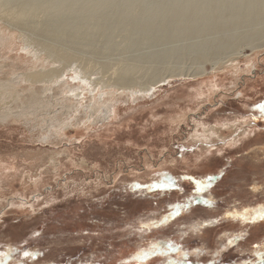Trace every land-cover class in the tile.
<instances>
[{
	"label": "rangeland",
	"instance_id": "374dc122",
	"mask_svg": "<svg viewBox=\"0 0 264 264\" xmlns=\"http://www.w3.org/2000/svg\"><path fill=\"white\" fill-rule=\"evenodd\" d=\"M23 1L25 0H15L16 4H20ZM30 1L46 4L54 3V1L56 2L58 0ZM59 1L60 3L61 1L64 3L66 0ZM67 1H72L71 3L78 1L77 4L85 2V6L88 1V5L91 2L92 4L90 3V5H94V7L97 3H101L100 5H102L104 1H108L109 3H106L109 5L111 3L112 6L119 4L121 8L122 6L126 7L120 10L119 7H113L117 9L116 11L119 10L117 15L120 17L124 14V9L128 10V7H130L131 10H129L128 13L131 12L132 14H126V11L125 14L129 17L123 16L127 18L128 22L131 16H135V19L132 18L133 21H138L136 22L137 24L134 23V26H139V23H142H140V25H142L140 27L141 30L144 29V31L142 30L141 32L140 27H134L132 22L128 23L124 17L128 25L132 24L130 25L131 27L129 26V29L132 28L130 32L132 35H129L135 36V39L131 36H128L129 38L126 39H133L135 41L138 39L137 41L140 40V42L147 41L145 45L148 46L139 43L141 44L140 48H142L138 49V42L132 41L130 44L131 40H127V42L125 39L124 42H122L123 39L121 38H125L127 35L124 32L123 35L121 34L122 36L118 35L120 34L118 31L117 35L115 34L116 32L112 33V31H115L113 26L115 27V24H119L123 16L119 18L116 15V11V13L113 12L115 16H111L112 18L109 17L111 14H105L109 17L107 21L113 23L111 24L113 25L112 27L106 26L110 27L108 30L112 29L110 33L116 35L117 38L121 36L119 39L115 38L117 39L115 40V45L117 43L122 45L120 46L117 44V49L116 46L111 47L114 43L111 45L109 43L114 41H112V38L110 40V33L108 36H105L106 34L103 33L104 35L101 34L103 39H101L104 40L106 39L105 37L108 38L110 35L108 39L111 41L107 43V39V41L105 40V44L101 43L104 41H101V44L99 41H95L100 45L104 44L103 47L100 46L101 50L105 48L103 49L104 51L102 50L103 55L101 54L102 52H97L99 44L98 46L96 44L94 48H97L96 54H94L93 47L90 46L92 47L93 53H90L91 57L87 53L88 55L86 56L89 57H85V60L93 58V61L99 65V73L105 74V76L107 75L106 77L112 74L108 73L110 71L112 72V70H109V67H106L107 65H119L121 62L125 63L126 59L127 62H130V60L131 62L134 60L135 62H139L140 60L143 62L144 59H147V64H145V61L144 63H140L151 69V72H149L143 80L140 79L136 81L139 83L146 81L148 75L152 76L153 70L158 71L160 69L162 71V69L165 68L167 70L164 69L163 71L169 74L170 72L182 69L183 71H190V69L194 70V68L198 69L201 67L198 62L202 61V58L196 56L201 51V47L204 49H202V57L205 62L208 61L204 59L206 56L212 54V51L216 54L218 49L220 50L219 47L223 46H226L225 52H227V54L225 53L226 55L222 58L227 59L228 57H232V51L236 52L238 49V47L236 49L231 47L234 46L233 44L236 42L238 43V41L241 46H239V48L244 50L243 52L247 57H240L235 62L238 67L237 70L240 72L233 69L231 70V68H229L230 63L224 66L221 65L212 71L210 68L211 62H206L204 71H206L207 74L202 77L190 80L179 77L172 80L170 79L167 80L166 84L163 83L162 86L153 93H149L147 95L148 97H141L140 100L121 99L120 101H115L111 104L113 105L112 111L105 112L103 114L104 116L102 115L101 118L96 120L97 122H94L92 119L90 120L92 116L89 110L90 106L88 102L84 103L81 110L83 113L85 112L88 119L84 118L85 116L81 118L80 115H77L79 116V121L77 120V122H74L76 125L71 124V126L67 124L68 127L65 125L66 128L64 126L61 132L63 136L59 134L61 137L58 136L56 139L49 138V142L41 139L43 134H39L40 132L38 130L35 131L33 128H29V126L23 125V123H11L9 124L10 126L4 125L5 127L1 125L0 252H6L9 247L19 248L20 253L17 254V258L22 261V264H124L126 261L133 260L135 255L142 248L149 247L152 242L156 240L172 239L176 243L183 244L189 249L194 247L204 249L199 260L195 256L190 257L193 264H210L211 261H218V264H243L244 260H255L254 253L256 249L253 246L257 244L264 245V221H257L254 223L245 222L226 214L229 212L242 211L244 207H258L264 205V120L252 119L253 116L259 115L257 105L264 104V48L261 50H254L256 47L253 49L252 44L247 42L248 39L243 40V38H247V36H245L246 34L248 38H250L249 36L264 31V20H262L264 18L260 16L264 13L260 11V9L264 10V0H255V2L254 0H240L241 3L239 0H212L216 1V3H218L217 1H220V3L223 2L220 6L215 2L216 6L213 2V4H211V0L210 2H206L209 0H201L202 2L200 0H190L191 2L189 0V2L178 0L179 3L176 2L177 0H138L139 2L133 0L134 5H132V0H93L95 4L92 0ZM121 1L124 3L122 4ZM204 2L212 6L214 5L213 8L218 5L220 9L218 7L216 9L220 14L218 15L217 10L216 14L214 12L215 9H208L207 4V8L205 9V5L202 6ZM245 2L247 4H244ZM259 2H261L262 5L260 4L259 6ZM82 3L79 6H82ZM106 3L103 4L104 9ZM186 3H189V5L185 6ZM192 3L195 4L193 5ZM201 3L202 7H200ZM229 3L237 8L231 5L232 8ZM253 3L255 5H253ZM74 4L77 5L76 3ZM129 4L132 7L129 6ZM173 4L176 6L179 5L180 8L183 7V9L188 6L192 9H194L193 7H198L197 10L200 8L199 11L204 7L203 10L207 11L208 9L214 12L209 14L211 17L216 14V17L221 15L222 19H217L216 17L211 19L208 15L205 19L209 20H205L204 23V21H200L202 18L197 15L201 19L196 18L200 25V27L196 29L200 31L199 28H202L201 30L203 31V27L206 26L207 28H205L206 32L194 31V27L198 24L196 20L191 21L192 24L193 22L196 24H194V26L187 25L191 23H187L185 26L181 23L182 21L180 23L178 22V16L176 17V15H179L178 10L180 8L178 9V7L175 6L177 8L176 13L175 7L171 6L175 11V13H171L172 15L174 14L177 19L171 18L172 15H170V11H172V9L169 5ZM196 4L198 5L197 7ZM239 4H242V7H240ZM100 5H97L98 8H102ZM136 5L139 8L141 6L140 9L137 7L138 11L135 10ZM210 5L209 7H211ZM222 5L225 9L227 7L226 5H229L230 8L234 10L232 16H230V12L233 11L230 10V8L229 11L227 8L225 12ZM256 5H258L257 8L260 7L259 10L256 9ZM243 6L245 8H243ZM247 6H250L252 9L250 10V7L248 8ZM133 7H135V9ZM168 7L170 16L167 15L166 12V15L162 13L165 9H168ZM189 8H187V10ZM108 9L105 11L107 12ZM149 9L151 11L153 9L152 13L156 10V15H158L157 11L162 10L160 11L162 15L159 16H162V18L160 17L161 19H164L163 16H165L167 20V22L164 20L165 25L163 27V20L157 21L159 16H155V13L153 15L157 18H155L156 20L153 19V15ZM235 9H242V11H240L242 14L245 10V13H249L250 15L248 14L247 16V14L244 13L242 16L247 17L241 18V13ZM254 9L257 10V14L262 12L258 14L260 17L256 14L258 19H256L257 16L254 15L256 13ZM122 10L124 11L120 12ZM227 10L229 15L225 14ZM105 11L102 9V12ZM134 12H136L135 14L140 20L137 19L138 17H136V15H133ZM221 12L223 14H221ZM238 12L240 13V17L238 16L237 18L235 13L238 14ZM110 13H112V11ZM120 13L122 15H120ZM102 14L100 16L103 20L105 15L102 16ZM233 14L236 18H233ZM223 15H226L229 19ZM249 16L250 19L253 20L252 22H250V19L247 20ZM253 16H255L254 19ZM67 17L69 16H66V18ZM113 17H117L119 21L117 22V19L114 21ZM149 17L154 22H152ZM166 17H170V19ZM186 17L187 16H185V18ZM230 18H232V20ZM44 19L45 18H43L41 22H45ZM124 19H122L123 23L125 22ZM233 19L245 20H242L241 25H238L240 24V20L239 22L235 20L237 24ZM146 20H149V24L146 23ZM169 20L173 22L178 20L177 22L182 26L184 25L183 28L186 27L185 29L187 31V26L189 28L191 26L190 29L192 30H190V33L194 31L193 33H196L194 37H196L197 40H194V37H191L193 40L190 39V37H188L189 35L186 37V40L184 37L189 32L187 33L186 30L181 32L183 29H181L182 26H178V24H176L177 22L172 23L170 21V24H172L169 26L173 28V25H176L178 29L180 28V30L175 29L176 26L173 28L176 33L174 30L173 32L175 35L178 34V36L176 35L175 37L174 35L175 38H173V36L171 38V34L173 35L171 31L172 28L169 30L167 26ZM130 21H132L131 18ZM185 21L187 22L188 20ZM207 21L213 24L214 27L216 22H222V25L218 23L217 25L219 27L224 26L226 29L223 31L224 28L221 27L223 30L218 34V30L213 32V29H219V27L216 26L214 28L212 25V30L209 29L210 34H208L207 29L211 24ZM245 21H247V23ZM46 22H48V20ZM109 22L108 25L110 24ZM158 22L162 27L161 30L158 29L160 27ZM224 22H226V24H223ZM242 22H244L243 27ZM45 23L43 25H45ZM123 23H120L123 26H117L122 29L125 24ZM151 23L155 24V26ZM202 23H204L205 26ZM230 23L232 25H230ZM229 25L232 27H236L237 25V29L239 28L238 32H236L237 29L234 27L232 28L233 30L230 31L231 27ZM1 26L9 33L8 27L2 24ZM144 26L147 31H145V28H142ZM228 26L229 28H227ZM47 27L50 26L47 24ZM129 29H126L128 33ZM137 29H139V31ZM108 30L107 32H109ZM134 30L135 35H133ZM136 30L144 35L143 38H140L142 35L136 33ZM176 30H178L179 33ZM160 31L162 32L159 33ZM125 32L127 33V31ZM143 32L146 34H143ZM242 32H245L244 37L241 36L243 35ZM202 33L205 34V36L207 33L209 38L204 35L202 38L200 36ZM163 34L166 35L165 38L160 36ZM36 35L33 36L34 39L42 37L40 36L41 34L38 36L37 33ZM114 35H112L113 38L115 37ZM169 35L170 37H168ZM193 35L195 34H190V36ZM145 36L146 38L148 36L149 39L146 40ZM180 37H182V39ZM16 38H18V35H16ZM39 38L37 39L38 41L41 40V38ZM159 38L161 39L159 40ZM166 38H170L172 41L175 39V44L170 39ZM176 38L181 40V45H179L178 39L177 42L179 44L176 42ZM142 39L145 40L143 41ZM201 39H204L205 42ZM191 40L192 42H190ZM223 40H227L228 42ZM163 41H166V43H162ZM196 41L203 43L199 44ZM230 41L234 43H229ZM245 41L246 44L243 46ZM133 42L135 44H133ZM153 42L154 44H152ZM223 42H227L228 45H224ZM62 43L63 42H61V44ZM91 43L93 44L94 42ZM123 43H126L125 46ZM176 43L180 47L186 48L184 52L182 50L183 48H179ZM195 43L199 45H195ZM241 43H243V45ZM17 44V52L15 54L10 53L9 56L11 58L16 57L18 54L25 56V52L23 51L24 46L19 43ZM65 44L67 43L65 42ZM65 44L63 43L62 46L72 49L73 47L77 48V54L80 56L81 53H83L81 52L82 50H85L84 53L87 51L84 47H88V52H90L91 50L88 45H92L89 43L86 44L87 46L84 44V47H82L83 44L82 46L74 45L72 47L70 44ZM128 44L129 48L127 47ZM158 44L160 47H158ZM214 44L215 49L212 48ZM105 45H109L110 47H104ZM176 46L182 51H179ZM193 46H196L197 49L196 47L193 48ZM79 47L83 49L81 50ZM75 48L73 50H75ZM108 48L110 50H108ZM78 49L81 50V53L78 52ZM101 50L98 49V51ZM124 50L125 54H127L125 56L123 55L124 53L121 54ZM196 50H198V52H195ZM169 52L171 54H169ZM159 54L161 57L162 55L164 58L167 57L168 60L162 58L163 62L160 63L161 58L159 61L158 58L157 60L154 59L155 55L158 57L157 55ZM176 54H178L179 57L178 55L176 56ZM83 55L85 56V54H82V56ZM171 55L174 58H172ZM97 56H99L98 58L103 57L105 59H103L102 62H100L102 60L101 58L99 59L100 61H97ZM197 58H199L200 61H197ZM107 60L109 63L107 62L106 64ZM169 61L170 63H168ZM114 62H116V64ZM105 64L106 66H104ZM153 64L156 65L153 67ZM162 64L164 66H162ZM148 65L152 67L150 68ZM139 78H141L139 75L135 77L136 80ZM215 83L219 84L217 85ZM150 95L152 98L149 97ZM53 99V103L56 104V97ZM12 106L13 110L20 111V109L15 107V104ZM58 108V106L55 107L57 110ZM87 109L89 112H87ZM111 112L113 113L111 114ZM37 114L40 115L43 113H36V115ZM105 115L107 117H105ZM89 120L91 122H89ZM225 124H227V126ZM229 126L234 127L228 128ZM214 127H220L222 131L215 135L210 131ZM225 128L228 131H225ZM206 131L209 134H206ZM38 135L40 136L38 137ZM39 138L42 142L40 140V142L37 141ZM53 161L56 162L57 166L54 167ZM164 174L171 176L177 181L175 189L150 190L146 187L158 182ZM209 175L216 177L212 186L206 189L203 194V199L210 201V205H205L202 202L198 203L193 205L190 209L182 211V213L178 217H174L168 225L142 229L143 225L152 224L154 221L162 219L164 215L168 214V210L172 205L177 203L182 204L193 195L195 185L193 180L189 178L195 177L202 180ZM133 184H139L145 187L134 189L132 187ZM194 225L201 226L199 232L192 231ZM234 235H241L242 239L237 240L235 245L230 246L217 257L215 255L217 250L226 244L228 238ZM23 251H32L38 253V255L31 259H25L22 256ZM172 258L174 259L175 256L173 255ZM167 259V257L153 256L149 257L143 264H166ZM134 264H136L135 261Z\"/></svg>",
	"mask_w": 264,
	"mask_h": 264
},
{
	"label": "bare ground",
	"instance_id": "6f19581e",
	"mask_svg": "<svg viewBox=\"0 0 264 264\" xmlns=\"http://www.w3.org/2000/svg\"><path fill=\"white\" fill-rule=\"evenodd\" d=\"M67 1V0H66ZM66 1H64V3L61 1V3H60V1L58 0V1H54V3H46V4H41V3H38V2H35V1H30V0H25V1H23V2H21L20 4H16V2H15V0H0V126L1 125H8V126H10L9 124H11V123H23V125L25 124L26 126H29V128H33L35 131H39L40 133L39 134H43V137L41 138L42 140H45V141H50V139H53V138H57L58 136H59V134H61V132L63 131V128H64V126L65 125H67V124H72V125H74L75 123L74 122H77V120L79 119V116H77V115H80L81 116V118H83L84 116V118H87V115H85V112L83 113L82 112V108H83V106H84V103H87L88 102V105L90 106V114L92 115L91 117H90V120L92 119L94 122H97L96 120L97 119H99V118H101V116L105 113V112H110V111H112V108H113V105H111V104H113V102H115V101H120L121 99H132V100H140V98L142 97H145V96H147L149 93H153L155 90H157L158 88H160V86H162V84L163 83H167V80H172V79H174V78H183V79H188V80H190V79H197V78H199V77H202V76H204V75H206L207 74V72L206 71H204V66H206V62H208V63H210L211 62V64H210V68H211V70L212 71H214L215 69H217L219 66H221V65H227V64H229L230 63V66H229V68H231V70L233 69V70H235V71H239V70H237V64L235 63L236 62V60L238 59V58H243V57H247V55L246 54H244V50L242 49V48H239V46H240V43H239V41H238V43L236 42L235 44H233L234 46H231V47H233V48H237L238 47V49L236 50V52H233L232 51V53H233V55H232V57H228L227 59L226 58H222L224 55H226L227 54V52H225L226 51V46L224 47H219L220 48V50L218 49V52L215 54V53H213V51H212V54H210V55H208V56H206L204 59H206V60H208V61H206L205 62V60H203V57H202V55H203V53H202V49H203V47H201V53L199 52V54L196 56L195 54V56L196 57H199V58H202L201 60L202 61H200L199 60V58H197L198 60L197 61H200V62H198L199 64H200V68H198V66H197V68L198 69H195L194 68V70L193 69H190V71H183V69L182 70H178V71H173V72H170L169 74H167L166 72H164L163 70L165 69H162V71L159 69V68H157V69H159L158 71H152V76L150 75H148V77H147V80L146 81H144L143 83H139V82H136V81H139L140 79H144L145 77H146V75L149 73V72H151V69H149V68H147L145 65H143L142 63H144V61L146 62L145 64H147V59H144V61L142 62L141 60L138 62V61H136L135 62V60L133 61V62H131V60H130V62H127V59L125 60V63L124 62H121V63H119V65H117L116 64V62H114L116 65L114 66V64L113 65H110L109 64V66L107 65L106 66V64H107V62H108V60L106 61V64L104 65V66H106V67H109V70L111 69L112 70V72L110 71V72H108V73H112L109 77H106L105 76V74H100L99 73V65L95 62V61H93L94 59L92 58V59H88V60H85L86 58L85 57H91V55H90V53H93V51H94V54H96L95 52H96V49H94L95 48V45L97 44V46H98V44L101 42V41H104V42H101V43H104L105 44V40L107 41V39L110 37V35H111V37H110V40H111V38H112V41H114V42H111L109 39H108V41H107V43H109V42H111V43H109L110 45L111 44H113V45H111V47H113V46H116L117 44L118 45H120L119 43H117L116 45H115V40H117V39H119L122 35H123V32L125 33V34H127L126 36H125V34H124V36H125V38H121V39H123V41L122 42H124V39L127 41L128 39H126V38H129L132 34L130 33L131 32V30H132V28H130L129 29V26L130 25H132L133 24V26H134V23H136L138 20H134L133 21V19L132 18H134L135 19V16L133 17V16H131L130 18H131V20L132 21H130V18H129V22H132V24H127L126 23V20H127V18L129 17V16H127L126 14H132L131 12L130 13H128L129 12V10H131L130 9V7H128L129 9L127 10V9H124L125 10V12L127 11V13L125 14V12H124V14L123 15H125V16H123L121 13H120V15H122L123 16V18L122 19H124V17L126 18V20L124 19V23H123V20L121 21H119V19L117 18V17H113L114 18V21H116V19H117V22L119 21L120 23L122 22L123 24H124V27H122V29L119 27V26H117V25H121V26H123L122 24H115V27L113 26V25H111V24H113V23H110L109 21H107V18H108V20H109V17H111V16H113L116 12V15L119 13V10L120 9H123V8H126V7H123L122 6V8L121 7H119V4H117V5H115L116 6V8H118L119 7V10L118 11H116L117 9H115V8H113V7H115V6H112V4L110 3V5L112 6V8H111V6L109 5V4H107V3H109L108 1H104L105 3H106V7H105V9H104V7H103V4H105L104 2H102V5H100L99 3H97V5H100V7H102V8H98V6L97 5H95V7H94V5L93 6H91L90 5V3H89V5H88V1L86 2V6H85V2H80V3H78L77 4V2H74V3H76L77 5H75L74 3H71V2H68L67 1V3H66ZM83 1V0H82ZM85 1V0H84ZM90 1V0H89ZM96 1V0H95ZM119 1V0H118ZM128 1V0H127ZM133 1V0H132ZM138 1V0H137ZM142 1V0H141ZM180 1V0H179ZM182 2H183V0H181ZM185 1H188V0H185ZM190 1V0H189ZM188 1V2H189ZM193 1V0H192ZM201 1V0H200ZM200 1H199V3H200ZM205 1V0H204ZM227 1V0H226ZM240 1V0H239ZM242 1V0H241ZM241 1H240V3H241ZM257 1V0H256ZM259 1H262V0H259ZM92 2H93V0H92ZM100 2V1H99ZM139 2V1H138ZM175 2V1H174ZM176 2H178V0L176 1ZM175 2V3H176ZM181 2V3H182ZM191 2V1H190ZM195 2H197V1H195ZM202 2V1H201ZM206 2H210V0L209 1H206ZM206 2H204L203 3V5H202V3L200 4V7H202V6H204L205 5V9L207 8V5H208V9L210 8H212L211 10H213V9H215L214 10V12L216 13V8L218 7L219 9H220V5L223 3V2H221L220 3V1H217L218 3H216V1H212L211 0V4H213L214 2L216 3V4H218L217 5V7H215V8H213V6L215 5L216 6V4L214 3V5L212 6V5H210V4H208V3H206ZM213 2V3H212ZM253 2V1H252ZM251 2V3H252ZM254 2H255V0H254ZM81 3H82V6H79V5H81ZM94 3V2H93ZM113 3V2H112ZM120 3V2H119ZM121 3H122V1H121ZM124 3V2H123ZM122 3V4H123ZM137 3V2H136ZM179 3V2H178ZM232 3V2H231ZM237 3V2H236ZM250 3V4H251ZM263 3H264V1H263ZM83 4H84V6H83ZM92 4V3H91ZM95 4V3H94ZM116 4V3H115ZM127 4V3H126ZM139 4V3H138ZM185 4V3H184ZM193 4V3H192ZM191 4V5H192ZM195 4V3H194ZM193 4V5H194ZM207 4V5H206ZM238 4V3H237ZM244 4H247L246 2L244 3ZM249 4V3H248ZM259 4V6H260V4L262 5V3L261 2H259L258 3ZM109 6V9H108V6ZM125 5V4H124ZM132 5H134V1H133V3H132ZM140 5V4H139ZM187 5H189V3H186V5L185 6H187ZM202 5V6H201ZM209 5L211 6V7H209ZM229 5L231 6L232 4H230L229 3ZM229 5H226L225 7H226V9L228 8V10H229V8H230V6ZM240 5V4H239ZM253 5H255L254 3H253ZM97 6V7H96ZM126 6V5H125ZM129 6H131L130 4H129ZM174 6H176V5H169V7L172 9V7ZM184 6V5H183ZM198 5L196 4V7H197ZM229 6V7H228ZM234 8H237V7H235L234 5H232ZM231 6V7H232ZM236 6H238V5H236ZM245 6V5H244ZM243 6V8H245ZM250 6H252V5H250ZM249 6V7H250ZM257 6L258 5H256L255 7H256V9L257 10H259L260 9V7H258L257 8ZM263 6H264V4H263ZM132 7V6H131ZM135 7H136V9H135ZM135 7H133L135 10H137V5L135 6ZM146 7V6H145ZM169 7H168V9H165L162 13H167V15H169ZM176 7H178V9L180 8L179 7V5H177ZM175 7V11H176V13H177V8ZM232 7V8H233ZM240 7H242V4L240 5ZM239 7V8H240ZM248 7V6H247ZM248 7V8H249ZM254 7V6H253ZM132 8V9H133ZM139 8V7H138ZM140 8H141V6H140ZM139 8V9H140ZM148 8V7H147ZM155 8V7H154ZM153 8V9H154ZM187 8H189V6L187 7ZM187 8L185 7L184 9H183V7L182 8H180L179 10H178V12H179V15H176V17L178 16V20H175V22H173V21H171V20H169V24L167 25L169 28V30H170V28H172V26H169V25H171L172 23H176L177 21L180 23L181 21V23L182 24H187V23H191V21H194V20H196L197 21V23L199 22L197 19H201L202 18V20H200L201 22L202 21H204V23H205V20H209V19H205V17L207 18L208 17V15L209 14H211V12L212 13H214L213 11H210V10H208L207 9V11L206 10H203V8H201L202 10L201 11H199V9L197 10V8H195V7H193L194 9H192L191 7V9L189 8L188 10H187ZM222 8H223V5H222ZM232 8H230V10H232ZM242 8V9H243ZM263 8V7H262ZM99 9V10H98ZM100 9H101V12H102V9H103V11H105V10H107L108 9V11L106 12H100ZM111 9H114V10H111ZM151 9V8H150ZM149 9V11L151 12V14L153 15L154 13V15L155 16H159V15H162V13H160V11H162V10H160V11H157L158 12V15H156V10L154 11V13H152L153 12V9H152V11ZM162 9V8H161ZM225 8H223V10H224ZM226 9L224 10L225 12H226ZM242 9L241 10H238V9H235V10H238L239 12L240 11H242ZM252 8L250 7V10H251ZM109 10H110V12L112 11V13H110L109 12ZM124 10H122V11H120V12H123ZM157 10H158V8H157ZM167 10V11H166ZM197 10V11H196ZM222 10V11H223ZM228 10H227V13H225L226 15H229L228 14ZM229 10V11H230ZM249 10V9H248ZM249 10V11H250ZM257 10H255L254 9V11L256 12L254 15L255 16H257L258 14H260V13H262V12H264V10H262V9H260V11H262V12H260V13H258L257 14ZM116 11V12H115ZM138 11V10H137ZM142 11H143V9H142ZM175 11H174V9H172V11H170V15H172V13L171 12H173V13H175ZM233 12H230V16H232V13H234V10H232ZM253 11V10H252ZM113 12H115V13H113ZM199 12V13H198ZM217 12H218V10H217ZM238 12V14L237 13H235V15H237V18H238V16H239V14L241 13H239ZM244 13H245V10L243 11ZM247 12V11H246ZM106 13H108V15L109 14H111V15H109V17H107L106 15ZM136 12H134V14L133 15H136L135 14ZM137 13H139V12H137ZM142 13V12H141ZM145 13V12H144ZM148 13V12H147ZM166 13L164 14V15H166ZM243 13V14H244ZM66 14V15H65ZM102 14V16H104L105 14V17L103 18V20H102V17L100 16ZM217 14V13H216ZM216 14H214V16L213 17H216L215 15ZM220 14V12H218V15ZM221 14H223L222 12H221ZM242 13L240 14L241 16L243 15ZM245 14H247V13H245ZM249 14V13H248ZM248 14H247V16H248ZM251 14H253V13H251ZM257 14V15H256ZM65 15V16H64ZM145 15V14H144ZM143 15V16H144ZM153 15V19H155V18H157V17H155ZM169 15V16H170ZM174 15V14H173ZM172 15V17L171 18H175V19H177L176 17H175V15L173 16ZM200 16V17H198V16ZM225 15V16H226ZM250 15V14H249ZM263 15H264V13H263ZM263 15H260V16H262V18H264V16ZM63 16H64V19H63ZM66 16H69V17H67L66 18ZM115 16V15H114ZM119 18H121L119 15H117ZM141 16V15H140ZM148 16H149V14H148ZM185 16H187L186 18H185ZM224 16V15H223ZM224 16V17H225ZM246 16V17H247ZM255 16H253V19L255 18ZM259 16V15H258ZM258 16H257V18L256 19H258ZM259 16V17H260ZM136 17H138L137 15H136ZM162 18V16H159V19L157 20V21H162L163 20V23L165 22L164 20H166L165 19V16H163V18L164 19H161ZM209 17H211L210 15H209ZM213 17H211V19H214ZM219 17H221V18H219ZM219 17H216L217 19H222V16L220 15ZM227 17V16H226ZM240 17V16H239ZM243 17H245V16H242L241 18H243ZM245 17V18H246ZM43 18H45L44 20H45V22L48 20V22H46L47 24H48V26H50V27H47V24L45 23V22H41V20L43 19ZM47 18V19H46ZM112 18V17H111ZM142 18V17H141ZM151 18H152V16H151ZM151 18L149 17V19L151 20ZM167 19L169 18L170 19V17H166ZM180 18H182V19H180ZM184 18V19H183ZM197 18V19H196ZM204 18V19H203ZM233 18H236V16H234V14H233ZM251 18H252V15H251ZM137 19H139V17L137 18ZM146 19V18H145ZM210 19V20H211ZM217 19H216V21H217ZM226 19V18H225ZM227 19H229L228 17H227ZM231 20H232V18H230ZM248 19H250V16H249V18H247V20ZM106 20V21H105ZM110 20H113V19H110ZM140 20V19H139ZM143 20V19H142ZM156 20V19H155ZM174 20V19H173ZM185 20H188L187 22L185 21ZM224 20V19H223ZM222 20V21H223ZM234 21L235 20H238V19H233ZM240 20V24H238L237 23V21H235V23H237L238 25H241V21L242 20H245V19H239ZM239 20H238V22H239ZM251 20V19H250ZM262 20H264V19H262ZM147 21V20H146ZM145 21V22H146ZM152 22H154L153 20H151ZM150 21V22H151ZM170 21L172 22L171 24H170ZM186 23H185V22ZM215 21V22H216ZM221 21V20H220ZM219 21V22H220ZM226 21V20H225ZM228 21V20H227ZM253 20H251L250 22H252ZM108 22L110 23L109 25H108ZM127 22H128V20H127ZM128 22V23H129ZM149 22V20L146 22V23H148ZM166 22H167V20H166ZM176 23V24H178V26H182L181 24H179V23ZM201 22H200V24H201ZM208 22V21H207ZM206 22V23H207ZM210 22H212V21H210ZM230 22V21H229ZM246 23H247V21H245ZM262 22V21H261ZM45 23V25H43ZM106 23H107V25H106ZM116 23V22H115ZM141 23V22H140ZM140 23H139V26L138 27H140V26H142V25H140ZM144 23V22H143ZM145 23V24H146ZM159 23V22H158ZM157 23V24H158ZM162 23V22H161ZM162 23V27L165 25V23L163 24ZM204 23H202L204 26H205V24ZM209 23V22H208ZM212 23H214V22H212ZM217 23L218 22H216V25H215V27L216 26H218L217 25ZM222 23V22H221ZM221 23H218V24H221ZM235 23L233 22V24L235 25ZM243 23L244 22H242V27H243ZM255 23V22H254ZM1 24L2 25H4L5 27H8L9 28V33H7L3 28H2V26H1ZM127 24V25H126ZM137 24V23H136ZM135 24V25H136ZM142 24V23H141ZM149 24V23H148ZM147 24V25H148ZM152 24V23H151ZM150 24V25H151ZM194 22H193V24L191 23V24H187L188 26L189 25H193L194 26ZM209 24H211V23H209ZM215 24V23H214ZM223 24H226V22H224ZM249 24V23H248ZM126 25V26H125ZM144 25V24H143ZM149 25V26H150ZM152 25H154L155 26V24H152ZM183 25V26H184ZM196 25V24H195ZM198 25V26H197ZM195 27H194V31H196L197 29H198V27H200V25H199V23L197 24ZM208 25V24H207ZM213 24H211L210 25V27L208 26V29H207V31H208V34H210L209 33V29H211V26H212ZM222 25V24H221ZM230 25H232L231 23H230ZM229 25V26H230ZM246 25V24H245ZM250 25V24H249ZM255 25H256V23H255ZM254 25V26H255ZM257 25H258V23H257ZM106 26H110V27H112L113 26V29H115V31H112V33H115L116 35L118 34L117 33V31L120 33V34H118V35H121L119 38H117L116 37V35H114V34H112V33H110L111 32V30H108L110 27H106ZM117 26V27H116ZM132 26V27H133ZM137 26H134V27H136V28H138ZM153 26V27H154ZM157 26V25H156ZM159 28L158 29H162V27H161V25H160V23H159ZM176 26V25H175ZM174 25H173V28L175 27ZM183 26L181 27V29L183 28ZM186 26V25H185ZM187 26V29H188V31L185 29L186 27H184L182 30H181V32L183 31V30H186L187 31V35L184 37L186 40H187V36L188 37H190V39H192L191 37H194V36H196V33H190L191 31L190 30H192V29H190L191 28V26H190V28ZM229 26L227 27V28H229ZM46 27V28H45ZM129 29V33H128V30H126L127 28ZM131 27V26H130ZM152 27V26H151ZM166 27V26H165ZM177 27V26H176ZM175 27V29H178V27L176 28ZM212 27H214V25L212 26ZM214 27V28H215ZM219 27V26H218ZM222 28H224V26H221ZM221 27H219V29H213V32L215 31L216 32V30H218V34H219V32H221V30H223V29H221ZM231 28H230V31H232L233 29V27L232 26H230ZM241 27V26H240ZM259 27V26H258ZM135 28V29H136ZM142 28H145V31H147L146 30V27L144 26V27H142ZM157 28V27H156ZM172 28V33H173V35L171 34V32L169 31V33L171 34V38H172V36H173V38H175L176 37V35L178 36V34H176L175 35V30ZM193 28V27H192ZM197 28V29H196ZM204 29H203V31H205V28H207L206 26L205 27H203ZM234 28H236L237 29V25H236V27H234ZM249 28V27H248ZM46 29V30H45ZM124 29V30H123ZM134 29V28H133ZM154 29H155V27H154ZM153 29V30H154ZM200 29V31L199 30H197L198 32H203L201 29L202 28H199ZM225 29H226V27L224 28V30L223 31H225ZM239 29V28H238ZM238 29H237V31L236 32H238ZM264 29V28H263ZM107 30L109 31V32H107ZM138 31H139V29H137ZM136 30V31H137ZM140 30H141V27H140ZM143 31H144V29H142ZM142 30H141V32H142ZM149 30H150V28H149ZM164 30H165V28H164ZM173 30H174V32H173ZM178 30H180V28L178 29ZM178 30H176V31H178ZM212 30V29H211ZM220 30V31H219ZM229 30V29H228ZM243 30V29H242ZM258 30V29H257ZM125 31H127V33L125 32ZM136 32V33H138V34H140V32ZM151 31V30H150ZM163 31V30H162ZM162 31H160L159 33H161ZM222 31V32H223ZM227 31V30H226ZM256 31V30H255ZM133 32V31H132ZM149 32V31H148ZM147 32V33H148ZM152 32V31H151ZM156 32V31H155ZM180 32V33H181ZM184 32V31H183ZM197 32V33H198ZM206 32V31H205ZM213 32L211 31V33L213 34ZM252 32V31H251ZM38 33V36H39V34H41L40 36H42V37H40L41 38V40L40 41H38L37 39L39 38H37V37H35V38H37V39H34V37L33 36H35L36 34ZM103 33H105L106 35L105 36H108V34L110 33V35H109V37L107 38V37H105L106 39H104V40H102L103 39V36L102 35H104ZM153 33H154V31H153ZM178 33H179V31H178ZM233 33V32H232ZM240 33H241V31H240ZM243 33V35H241V36H243L244 37V33L245 32H242ZM35 34V35H34ZM102 34V35H101ZM129 34H131V35H129ZM137 34V35H138ZM143 34H146L145 32H143ZM149 34V33H148ZM158 34V33H157ZM182 34H184V33H182ZM190 34L192 35V34H195V35H193V36H190ZM201 34V33H200ZM208 34L206 33V36H207V38H209L208 37ZM254 34V33H253ZM16 35H18V38H16ZM112 35H114L115 37L113 38L112 37ZM133 35H135V30H134V32H133ZM140 35H142V34H140ZM155 35V34H154ZM164 35V34H163ZM160 35L161 37H166V35ZM174 35H175V37H174ZM180 35V34H179ZM203 35L205 36V34H203L202 33V35H200L202 38H203ZM214 35V34H213ZM220 35H222V34H220ZM37 36V35H36ZM129 36V37H128ZM139 36V35H138ZM143 36L144 35H142V36H140V38L142 37L143 38ZM159 36V37H160ZM205 36V37H206ZM245 36H247V38L245 37V38H243V40L245 39H248L247 40V42L248 43H251L252 44V46H253V49L254 50H261V49H263L264 48V31L263 32H258V33H256V34H254V35H252V36H249L250 38H248V35L246 34ZM98 37H100V38H98ZM131 37H133V36H131ZM135 37V36H134ZM133 37V38H134ZM168 37H170V35L168 36ZM204 37V38H205ZM224 37V36H223ZM239 37V36H238ZM39 38V39H40ZM102 38V39H101ZM115 38H117V39H115ZM137 38H139V37H137ZM136 38V39H137ZM145 38H146V36H145ZM181 39H182V37H180ZM198 38V37H197ZM211 38V37H210ZM226 38V37H225ZM96 39H98V40H96ZM101 39V40H100ZM120 39V40H121ZM135 39V38H134ZM147 39H149L148 38V36H147V38H146V40ZM154 39V38H153ZM161 38H159V40H160ZM166 39H170V38H166ZM177 39H178V42L180 43L181 42V40L179 39V38H176V42H177ZM185 39H184V41H185ZM194 40H197L196 39V37H194L193 38ZM192 39V40H193ZM131 39H129L128 41H130ZM138 40V39H137ZM135 41V40H131V42H130V44L132 43V41H134V42H138V44L139 43H143L144 45L146 44V42H140V40L139 41ZM143 41L145 40V39H142ZM155 40V39H154ZM158 40V41H159ZM163 40V39H162ZM171 41H172V39H170ZM174 41H175V39H173ZM192 40L190 41V42H192ZM198 40H200V39H198ZM201 40H203L204 41V39H201ZM207 40V39H206ZM211 40V39H210ZM216 40V39H215ZM60 41V42H59ZM95 41H99V43H97V42H95ZM125 41V42H126ZM127 41V42H128ZM150 41H151V38H150ZM149 41V42H150ZM174 41H172V42H174ZM183 41V40H182ZM214 41V40H213ZM217 41V40H216ZM216 41H214V42H216ZM223 41H227V40H223ZM61 42H63L64 44H65V42L67 43V44H70L72 47L74 46V45H76V46H82V44H83V46L82 47H84L86 44H92L91 42H94L92 45H88L89 46V49L91 50L90 52H88L89 50H88V47H84V49L86 48L87 49V51L84 53V51L85 50H82L83 48L82 47H79V49H81V50H79L78 52L79 53H81V52H83V53H81V56L80 55H78L77 54V48H75V47H73V49L75 48V50H73L72 48H70V47H66V46H62V44H61ZM84 42V43H83ZM87 42V43H86ZM121 42V41H120ZM133 42V44H135ZM166 43V41H163L162 43ZM169 42V41H168ZM171 42V43H172ZM177 42V43H178ZM197 42V41H196ZM205 42V41H204ZM219 42V41H218ZM228 42V41H227ZM227 42H223L224 43V45H228L227 44ZM234 43L233 41H230L229 43ZM242 42V41H241ZM17 43H19V44H21V45H23L24 47H23V51L25 52V56H22L21 54H18L16 57H14V58H11L9 55H10V53H12V54H15L16 52H17V49H16V45H18ZM100 43V44H101ZM164 43V44H165ZM176 43V44H177ZM178 43V44H179ZM197 43H199V41L197 42ZM203 43V42H202ZM202 43H199V44H202ZM67 44H65V45H67ZM81 44V45H80ZM85 44V45H84ZM99 44V47H98V49L99 50H101L100 49V46L101 47H103V45L104 44H102V45H100ZM124 44V46H125V44L126 43H123ZM133 44H132V46H133ZM149 44V43H148ZM152 44H154V42L152 43ZM157 44V43H156ZM160 44H161V42H160ZM174 44H175V42H174ZM177 44V45H178ZM183 44V43H182ZM191 44V43H190ZM199 44H196L195 43V45H199ZM218 44V43H217ZM242 45H243V43H241ZM245 44H246V41H245V43H244V45L243 46H245ZM122 45V44H121ZM120 45V46H121ZM143 45V46H144ZM159 45V44H158ZM179 45H181V43L179 44ZM178 45V47L179 48H181L180 46ZM184 45V44H183ZM208 45V44H207ZM250 45V44H249ZM20 46V45H19ZM87 46V45H86ZM90 46H92L93 47V51H92V47H90ZM110 47L109 45H105L104 47ZM138 46V49L140 48V46H141V44H139V45H137ZM136 46V47H137ZM145 46H148V45H145ZM162 46H164V45H162ZM173 46V45H172ZM190 46V45H189ZM206 46V45H205ZM247 46V45H246ZM127 47L129 48V44L127 45ZM126 47V48H127ZM158 47H160V45L158 46ZM170 47H171V45H170ZM177 47V46H176ZM177 47V48H178ZM194 47H196V46H193V48ZM228 47V46H227ZM241 47V46H240ZM142 48V47H141ZM140 48V49H141ZM151 48H152V45H151ZM169 48V47H168ZM178 48V49H179ZM183 48V47H182ZM181 48V49H182ZM199 48V47H198ZM210 48V47H209ZM212 48H214L215 49V44H214V47H212ZM22 49V48H21ZM98 49H97V52L98 53H101L102 55H103V49H105V48H102V50L101 51H98ZM116 49H117V46H116ZM119 49V48H118ZM133 49V48H132ZM144 49H145V47H144ZM143 49V50H144ZM186 49V48H185ZM184 48L182 49L183 50V52H184V50H185ZM196 49H197V47H196ZM206 49V48H205ZM211 49V48H210ZM234 49V50H235ZM245 49V48H244ZM248 49V48H247ZM107 50V49H106ZM106 50H105V52H106ZM108 50H110L109 48H108ZM134 50V49H133ZM147 50V49H146ZM182 50H180L179 49V51H182ZM194 50V49H193ZM200 50V49H199ZM204 50V49H203ZM227 50H229V49H227ZM250 50V49H249ZM81 51V52H80ZM118 51V50H117ZM116 51V52H117ZM165 51V50H164ZM163 51V52H164ZM167 51V50H166ZM169 51V50H168ZM178 51V52H179ZM189 51V50H188ZM209 51V50H208ZM208 51H206V52H208ZM217 51V50H216ZM104 52V53H105ZM113 52V51H112ZM115 52V51H114ZM131 52V51H130ZM162 52V53H163ZM173 52V51H172ZM177 52V53H178ZM187 52V51H186ZM185 52V53H186ZM195 52H198V50H196ZM215 52V51H214ZM247 52V51H246ZM255 52V51H254ZM89 54V56H86V55H88ZM107 53V52H106ZM120 53H121V51H120ZM124 53V54H123ZM126 53H127V50H126ZM166 53V52H165ZM174 53V52H173ZM226 53V54H225ZM229 53V52H228ZM231 53V54H232ZM82 54H85V56L83 57L82 56ZM119 54V53H118ZM121 54H123L124 56L125 55H127V54H125V50L121 53ZM161 54V53H160ZM157 55L158 57H156V55H155V58L154 59H156L157 60V58H158V61H159V59L161 58V60H160V63L161 62H163V59H167V57L166 58H164L163 57V55H162V57H161V55ZM169 54H171L170 52H169ZM181 54V53H180ZM183 54V53H182ZM181 54V55H182ZM99 55V54H98ZM112 55H113V53H112ZM122 55V56H123ZM166 55V54H165ZM164 55V56H165ZM173 55V54H172ZM171 55V56H172ZM178 54H176V56H177ZM183 55H185V54H183ZM188 55V54H187ZM93 56V55H92ZM100 56V55H99ZM99 56H97V58L99 57ZM105 56V55H104ZM108 56V55H107ZM167 56V55H166ZM170 56V55H169ZM174 56V55H173ZM172 56V58H174ZM186 56V55H185ZM83 57V58H82ZM109 57V56H108ZM154 57V56H153ZM178 57H179V55H178ZM182 57V56H181ZM189 57V56H188ZM195 57V58H196ZM209 57H212V58H209ZM102 59L101 61L99 60V59ZM100 58H98V60L97 61H100V62H102L103 61V59H105V58H103V57H100ZM110 58V57H109ZM121 58V57H120ZM163 58V59H162ZM170 58V57H169ZM108 59V58H107ZM122 59V58H121ZM128 59H130V58H128ZM188 59V58H187ZM186 59V60H187ZM211 59V60H210ZM123 60H124V57H123ZM153 60V59H152ZM151 60V61H152ZM168 60V59H167ZM183 60H184V56H183ZM185 60V61H186ZM191 60V59H190ZM196 60V59H195ZM117 61V60H116ZM119 61H121V60H119ZM118 61V62H119ZM154 61V60H153ZM153 61H152V63H153ZM182 61V60H181ZM117 62V63H118ZM140 62H142V63H140ZM150 62V61H149ZM148 62V63H149ZM166 62V61H165ZM109 63V62H108ZM156 63V62H155ZM168 63H170V61L168 62ZM182 63H184V62H182ZM197 63V64H198ZM205 63V64H204ZM252 63H253V61H252ZM158 64V63H157ZM174 64V63H173ZM204 64V65H203ZM154 65H156V64H153L152 66L154 67ZM160 65V64H159ZM169 65V64H168ZM171 65V64H170ZM180 65V64H179ZM195 65V64H194ZM256 65V64H255ZM110 66H111V68H110ZM149 66V65H148ZM151 65L149 66L150 68L152 67ZM162 66H164L163 64H162ZM183 66V65H182ZM186 66V65H185ZM102 67V66H101ZM100 67V68H101ZM113 67V68H112ZM167 67V66H166ZM173 67V66H172ZM177 67H179V66H177ZM250 67V66H249ZM253 67V66H252ZM171 68V67H170ZM174 68V67H173ZM183 68V67H182ZM186 68H188V67H186ZM225 68V67H224ZM227 68V67H226ZM105 69H107V68H105ZM149 69V70H148ZM185 69V68H184ZM108 70V69H107ZM165 70H167V69H165ZM172 70V69H171ZM101 71H102V69H101ZM240 72V71H239ZM247 72V71H246ZM238 74V73H237ZM236 74V75H237ZM137 75H139V77L141 76V78H139L138 80H136L135 79V77L137 76ZM223 76V75H222ZM229 76V75H228ZM71 81V82H70ZM182 81V80H181ZM220 81H221V78H220ZM233 81V80H232ZM214 84V83H213ZM215 84H217V83H215ZM219 84V83H218ZM217 84V85H218ZM234 84V83H233ZM215 87V86H214ZM232 88V87H231ZM57 92V93H56ZM56 93V94H55ZM199 93V92H198ZM197 93V94H198ZM196 94V95H197ZM156 95V94H155ZM56 97V99H55V101H56V104H54L53 103V98H55ZM148 97V96H147ZM146 97V98H147ZM149 97H151V95L149 96ZM153 97H154V95H153ZM199 97H201V96H199ZM152 98V97H151ZM223 98V97H222ZM145 99V98H144ZM148 99V98H147ZM123 101V100H122ZM144 101V100H143ZM204 102V101H203ZM117 103V102H116ZM13 104H15V107L17 108V109H20V111L19 110H13ZM59 107L58 108V110L57 109H55V107ZM118 108V107H117ZM89 110L87 109V112H89ZM120 110V109H119ZM115 112V111H114ZM36 113H43V114H40V115H36ZM113 112H111V114H112ZM28 114V115H27ZM88 114V113H87ZM118 114V113H117ZM116 114V115H117ZM89 115V114H88ZM104 116V115H103ZM112 116V115H111ZM118 116V115H117ZM40 117H41V119H40ZM105 117H107L106 115H105ZM112 118H113V116H112ZM116 118V117H115ZM88 119V118H87ZM103 119H105V118H103ZM84 120H86V119H84ZM83 120V121H84ZM89 120V122H91ZM238 120H241V119H238ZM79 121V120H78ZM249 121V120H248ZM246 122V121H245ZM80 123V122H79ZM86 123V122H85ZM103 123V122H102ZM88 124V123H87ZM91 124V123H90ZM95 124V123H94ZM229 124H231V123H229ZM235 124H237V123H235ZM241 124V123H240ZM253 124V123H252ZM71 125V126H72ZM76 125V124H75ZM82 125V124H81ZM85 125V124H84ZM89 125V124H88ZM100 125V124H99ZM226 126H227V124H225ZM239 125V124H238ZM7 126V127H8ZM96 126H97V124H96ZM5 127V126H4ZM67 127H68V125H67ZM231 127H234V126H229L228 128H231ZM237 127H239V126H237ZM65 128H66V126H65ZM88 128V127H87ZM206 128V127H205ZM208 128V127H207ZM223 128V127H222ZM221 128L220 127H214L213 129H211L210 131H212L213 132V134H215L216 135V133H220V131H222V130H220ZM237 129V128H236ZM34 130H32V131H34ZM67 130V129H66ZM205 130V129H204ZM34 131V132H35ZM209 131V132H210ZM225 131H228L226 128H225ZM207 132V131H206ZM31 133V132H30ZM29 133V134H30ZM33 133V132H32ZM240 133V132H239ZM206 134H209L208 132L206 133ZM62 135V134H61ZM40 135H38V137H39ZM63 136V135H62ZM208 136V135H207ZM38 137H36V138H38ZM59 137H61V136H59ZM27 138H30V137H27ZM50 138V139H49ZM221 138V137H220ZM34 139V138H33ZM210 139V138H209ZM31 140V139H30ZM40 140V138L37 140V141H39ZM28 141V140H27ZM35 141H36V139H35ZM41 141V140H40ZM39 141V142H40ZM42 142V141H41ZM211 142V141H210ZM35 143V142H34ZM54 162V167L55 166H57V164H56V162L55 161H53ZM132 225V224H131Z\"/></svg>",
	"mask_w": 264,
	"mask_h": 264
},
{
	"label": "snow or ice",
	"instance_id": "6c2138e0",
	"mask_svg": "<svg viewBox=\"0 0 264 264\" xmlns=\"http://www.w3.org/2000/svg\"><path fill=\"white\" fill-rule=\"evenodd\" d=\"M257 109L259 112L258 116H253V120H264V104L257 105ZM195 185V191L193 195L184 203H177L170 207L168 210V214L164 215L162 219L159 221H154L152 224H145L142 226L144 228H155L159 226L168 225L170 221L174 217H178L182 211L190 209L193 205L198 203H203L205 205H210L211 202L203 199V194L206 189L212 186L216 177L213 175L206 176L204 179H197L195 177H191ZM177 186V181L171 176L164 174L158 182L153 183L151 185L146 186L151 189H175ZM132 187L134 189H140L142 185L133 184ZM226 215L230 217H235L239 220L245 222H257L264 221V205H260L258 207H244L242 211L238 212H229ZM199 225H194L192 227L193 232L200 231ZM242 239L241 235H234L227 239V242L224 246L217 250L215 255L219 257L222 252L228 249L230 246L235 245L237 240ZM256 251L254 253L255 260L248 259L244 260L243 264H264V245H254L253 246ZM204 249L200 247L187 248L183 244L176 243L172 239H164V240H156L150 244L147 248H142L133 258V260H129L124 262V264H143V262L147 261L149 257L153 256H161L167 257L166 264H193V261L190 260V257H197L199 260L202 256ZM20 253L19 248L9 247L6 252H0V264H22V261L17 258V254ZM38 253L32 251H23L22 256L25 259H31L37 256ZM173 255L175 258L173 259ZM210 264H218V261H211Z\"/></svg>",
	"mask_w": 264,
	"mask_h": 264
}]
</instances>
